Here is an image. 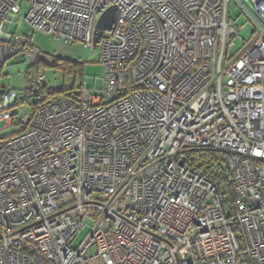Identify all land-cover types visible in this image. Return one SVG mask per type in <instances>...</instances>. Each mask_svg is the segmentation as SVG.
Wrapping results in <instances>:
<instances>
[{"label": "built area", "instance_id": "1", "mask_svg": "<svg viewBox=\"0 0 264 264\" xmlns=\"http://www.w3.org/2000/svg\"><path fill=\"white\" fill-rule=\"evenodd\" d=\"M20 3L34 31L98 47L104 79L0 91V264H264V0H0V78L46 63L8 32ZM231 3L251 35L234 53ZM187 149L224 154L231 204Z\"/></svg>", "mask_w": 264, "mask_h": 264}, {"label": "rangeland", "instance_id": "2", "mask_svg": "<svg viewBox=\"0 0 264 264\" xmlns=\"http://www.w3.org/2000/svg\"><path fill=\"white\" fill-rule=\"evenodd\" d=\"M28 10L26 3H20V10L17 16V22H10L8 27L9 34H15L27 40L26 47L31 49L38 57H42L46 63H39L44 74L45 84L54 91L71 89L77 91L81 85L85 84L87 89L93 94L100 93V81L104 79V70L100 63V50L98 47L87 48L81 44H65L61 40H56L51 36H46L41 32L34 31L25 21ZM229 17L236 20V26L241 29L239 37L233 41L234 47L231 51L234 53L239 50L244 42L251 37L249 31L245 28L247 18L241 13L239 7L233 3L229 6ZM66 62L80 69V74L75 75L67 68L53 66L54 63ZM30 59L21 56L8 60L2 70L0 78V91L13 89L16 91L24 87V76L28 69H31ZM32 70H35L34 68ZM30 70V71H32ZM29 71V72H30ZM31 102V101H30ZM27 111H29L27 109ZM5 122L0 123V129ZM13 129L9 128L0 133L1 137L12 135ZM89 227L86 226L76 235L73 241V247L77 248L84 241L89 233Z\"/></svg>", "mask_w": 264, "mask_h": 264}, {"label": "trees", "instance_id": "3", "mask_svg": "<svg viewBox=\"0 0 264 264\" xmlns=\"http://www.w3.org/2000/svg\"><path fill=\"white\" fill-rule=\"evenodd\" d=\"M53 66L67 68L76 76L80 74L79 68L74 65H69L66 62L54 63ZM30 68L25 72V83L30 70L34 68L37 71H42L38 62L31 65ZM68 90H72V88ZM179 161H182L183 165L189 170L202 173L205 178L213 182L216 185L222 203L231 204L232 199L228 188V176L224 166V154L222 152L210 149H187L181 152Z\"/></svg>", "mask_w": 264, "mask_h": 264}, {"label": "water", "instance_id": "4", "mask_svg": "<svg viewBox=\"0 0 264 264\" xmlns=\"http://www.w3.org/2000/svg\"><path fill=\"white\" fill-rule=\"evenodd\" d=\"M115 12H116V8L115 7H111L109 8L98 20L96 26H95V32H94V46L97 45V42L99 40V38L101 37L102 33L104 31H110L112 28V25L114 23L115 20ZM7 28V26H6ZM182 164L183 162L180 161Z\"/></svg>", "mask_w": 264, "mask_h": 264}]
</instances>
